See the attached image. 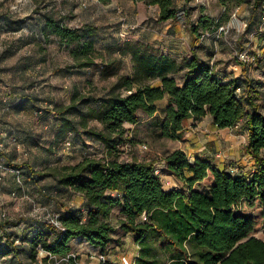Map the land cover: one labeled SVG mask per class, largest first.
Segmentation results:
<instances>
[{
  "label": "trees",
  "instance_id": "1",
  "mask_svg": "<svg viewBox=\"0 0 264 264\" xmlns=\"http://www.w3.org/2000/svg\"><path fill=\"white\" fill-rule=\"evenodd\" d=\"M135 1L157 6L158 22L180 21L185 14L175 0ZM217 1L225 6L233 2L237 8L246 3ZM261 2L254 1L250 21ZM35 14L37 34L45 41L53 37L68 52L72 63L67 69L100 65V78L113 79L99 96L74 91L68 104L51 102V109L45 110L55 114V138L63 140L72 134L92 139L103 145L105 156L84 157L42 171L0 159V181L10 175L23 195L26 182L36 185L51 178L57 189L83 199L78 207L72 202L57 203L53 219L27 220L24 234L12 231L19 223L0 220V260L74 264L69 256L71 241L81 238L99 249L105 258L102 264H111L108 246L120 229L131 233L138 246L136 264H264V104L257 100L264 93L260 83L249 77L246 65L235 60L245 76L244 94L237 96L241 83L222 82L214 63L202 61L194 52L176 60L154 44L131 39L102 45V51L97 48L98 27L90 23L71 27L67 21L74 16L67 19L55 2L42 15ZM218 26L219 22L200 17L190 32L195 36L199 27L214 31ZM15 28H20L19 22ZM126 60L129 67L123 73ZM165 99L159 127L162 138L180 141L187 120L200 121L206 115L216 129L241 124L247 134L244 153L250 162L246 173L232 176L207 157L190 163L186 153L176 149L161 159L165 172L172 173L182 187L166 188L154 174L158 159L122 160L120 148L130 143L128 126L137 125L141 115L153 116ZM114 208L120 217L115 225L109 222ZM143 214L146 221L141 219ZM156 240L169 251L167 261L157 257Z\"/></svg>",
  "mask_w": 264,
  "mask_h": 264
},
{
  "label": "rangeland",
  "instance_id": "2",
  "mask_svg": "<svg viewBox=\"0 0 264 264\" xmlns=\"http://www.w3.org/2000/svg\"><path fill=\"white\" fill-rule=\"evenodd\" d=\"M79 1L20 0V3H17V0H0V159L2 161L27 164L35 171H42L49 167L74 164L84 157L105 156L103 145L92 139L72 134L63 140L55 138L57 125L55 114L45 112L46 109H51V102L58 105L68 104L74 91L99 96L113 82V79L100 78V65L84 70L67 69L72 60L66 49L59 46L53 37L45 41L37 34L36 20L33 19L36 16L35 12L38 11V14L42 15L44 9L55 2L68 19L82 14L80 12L94 4V0H91L88 6L83 8ZM254 1L246 0L238 11L237 7L233 6V2H228L225 6L217 0L200 2L193 0L189 5L180 4L179 9L185 11L180 22L185 26L186 42L187 33L190 41L192 39L191 27L198 24L200 17H208L215 23L219 22V26L214 31L199 27L196 37L203 36L204 39H210L213 34L217 35L220 46L225 47L221 54L224 57L221 59L225 63H233L236 55L244 51L249 58L255 57V61H250L251 66L259 67L264 62V58H260L258 47L254 44L264 43V21H262L264 0L255 9L254 20L250 21ZM18 22L20 28L16 30L15 26ZM118 22L120 28L124 20ZM67 24L76 27L81 23L75 18L67 21ZM99 44L100 42L97 43V48L104 51V47ZM185 48L189 49L187 46ZM128 67L126 60L122 72H127ZM232 70L242 77L239 69L232 68ZM24 96L28 99H24ZM257 100L264 104V94H261ZM165 105L164 101L159 102L153 118L147 121L148 117L141 115L140 120H144L143 123L128 126L130 143L120 148L122 150L119 157L122 160L133 157L140 160L159 159L181 147V142L160 136L159 127ZM93 125L99 127L97 124ZM230 129L232 130H225L219 134L224 144L220 150L214 151L210 159L216 165L219 162L220 167L230 175L238 176L246 173L250 164L247 159L238 160L239 157H243L242 153L238 156V151L233 147L245 142L247 134L241 124ZM207 134L208 132H205L202 136L199 133L193 141L198 142L197 145H202L199 140L204 139ZM226 141L228 146L225 145ZM142 146H146L147 150H143ZM187 154L189 155L190 151H187ZM163 174L166 179L165 173ZM25 190L23 195L13 184L10 175H5L3 181H0V220L19 223L12 230L18 234L28 231L25 229L27 220L53 219L57 211V203L71 204L77 201L70 190L57 189L51 178L39 180L36 185L26 182ZM116 218L118 221V215ZM114 242L115 244L111 243L108 246L111 260H116L117 264H136L138 246L134 245L133 241L127 246H118L117 241ZM154 247L157 257L167 261L169 251L162 242L156 240ZM70 254L75 259L74 264H99L102 261L99 249L90 246L84 240L76 243ZM42 255L41 253L39 258ZM0 264L7 263L0 260Z\"/></svg>",
  "mask_w": 264,
  "mask_h": 264
},
{
  "label": "crops",
  "instance_id": "3",
  "mask_svg": "<svg viewBox=\"0 0 264 264\" xmlns=\"http://www.w3.org/2000/svg\"><path fill=\"white\" fill-rule=\"evenodd\" d=\"M194 1H202V0H194ZM189 5L191 2L186 3L185 0H175V5L179 7V5ZM82 14H78L74 16L81 23H90L98 27V40L101 45L109 46L113 45L116 42L122 41L119 38L118 34L123 29L118 27V20L123 19L122 23L125 28L135 27V30H124L128 39L140 40L146 43L154 44L157 47H160L162 51L174 58L176 60H180L184 57H189L192 55V52L206 63H209L214 60L213 68L217 73L218 77L222 82H227L231 79L239 81L240 84V95L244 94V84L241 80L245 81V76H239L238 73H235L233 69H240V66L234 61L232 62H223L221 55L224 52L225 47H221L217 35H212L210 39H204L203 36L201 38L195 37L193 35L190 41V36L187 33V42L185 26L180 21H166V22H158V14L159 10L157 6H149L143 2H138L135 0H108L106 2H100L99 0H94L93 6L88 9L80 12ZM102 14V15H99ZM80 24V25H81ZM119 29V30H118ZM157 31H160L159 33ZM187 31V30H186ZM188 32V31H187ZM257 42H261V40L255 39ZM189 44L190 48H189ZM264 44V43H262ZM260 45L255 43L254 46L258 47V54L260 58H264V45ZM185 46L189 49L186 50ZM224 60V59H223ZM248 69L249 77L258 81L261 85L260 90L261 93H264V62H262L257 68L253 67L251 64H246ZM166 99L164 102L166 103ZM154 116V115H153ZM153 116H147V121ZM144 120H140L138 124L143 123ZM146 121V120H145ZM225 130H232L230 128L225 129H216L212 124V118L210 115H206L200 121H193L192 119H188L185 123V130L183 136L179 143L181 142V147L178 149L184 151L187 155V159L190 163H192L196 157H207L212 158V154L214 151L220 150L222 147V142L219 138V134ZM208 132L204 139L200 138V142L202 145H197L198 142L193 141L196 139L195 136H198L199 133L202 136ZM199 139V138H198ZM246 142L241 143L238 147H233L238 151V160H246L249 162V157L244 153V147ZM212 145L213 148H212ZM227 145V141L225 143ZM228 146V145H227ZM197 150H194V149ZM176 150V149H175ZM174 151V150H173ZM187 151H190V154H187ZM172 152V151H171ZM149 160V159H146ZM157 161V159H152ZM224 162V161H223ZM220 166L219 162L217 164ZM250 167V165H249ZM166 180L169 181L170 188L181 189V183L172 175V173L166 171L165 172ZM77 201L72 203L74 206L78 207L82 205L83 199L80 196H75ZM119 214V210L114 208L111 212V216L109 218V222L113 225L116 224L117 218L116 216ZM120 219V217L118 218ZM113 242L115 244V240L117 241V245L127 246L130 241L134 242L136 245L131 233H125L121 230H117V232L113 235ZM81 238H76L71 241L72 250L76 243H79ZM137 246V245H136ZM118 250V247H116ZM72 252V251H71ZM107 261L111 264H117L116 260H111L110 256H107Z\"/></svg>",
  "mask_w": 264,
  "mask_h": 264
},
{
  "label": "built area",
  "instance_id": "4",
  "mask_svg": "<svg viewBox=\"0 0 264 264\" xmlns=\"http://www.w3.org/2000/svg\"><path fill=\"white\" fill-rule=\"evenodd\" d=\"M90 1H91V0H80L79 3H80V6H81V7L86 8V7L88 6V4H89ZM238 9H239V8H237L236 10L238 11ZM262 21H264V18H262ZM121 27L123 28V30H122L121 32H119V34H118L119 38L122 39V41H127V40H129L128 37H127V35H126V33L124 32V30H127V29H128V30H135V27H128V28H125V26H123V25H122ZM236 59L238 60V62L244 63L245 65H246L247 63L250 64V61H255V57L249 58V56L247 55V53L244 52V51H243V52H240L239 54H237V55H236ZM213 63H214V60L211 61V64H213ZM240 92H241L240 88H237V89H236V95H237V96H240ZM142 149H143V150H147V147H146V146H142ZM163 173H165L164 163H163L162 159L159 158L158 161L156 162L155 167H154V174H155L156 176L160 177V179H161L163 185H164L166 188H170V187H169V186H170L169 181H167V180L164 178V174H163ZM171 188H172V187H171ZM141 219H142V221H146V216H145V214H143V215L141 216ZM52 222L57 226V223H56V222H54V221H52ZM69 256H72V257H73L72 254H69ZM101 259H102V261H101V263H99V264H102V263L104 262V260H105V258H104L103 256L101 257ZM62 261H67V259H66V258H65V259H62ZM133 264H134V263H133Z\"/></svg>",
  "mask_w": 264,
  "mask_h": 264
},
{
  "label": "clouds",
  "instance_id": "5",
  "mask_svg": "<svg viewBox=\"0 0 264 264\" xmlns=\"http://www.w3.org/2000/svg\"><path fill=\"white\" fill-rule=\"evenodd\" d=\"M17 3H20V0H17Z\"/></svg>",
  "mask_w": 264,
  "mask_h": 264
}]
</instances>
